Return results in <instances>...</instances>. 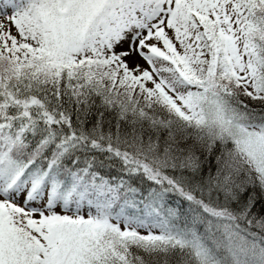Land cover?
<instances>
[{
    "label": "snow or ice",
    "instance_id": "snow-or-ice-1",
    "mask_svg": "<svg viewBox=\"0 0 264 264\" xmlns=\"http://www.w3.org/2000/svg\"><path fill=\"white\" fill-rule=\"evenodd\" d=\"M0 264H264V0H0Z\"/></svg>",
    "mask_w": 264,
    "mask_h": 264
}]
</instances>
